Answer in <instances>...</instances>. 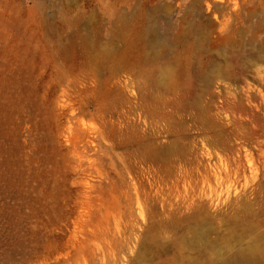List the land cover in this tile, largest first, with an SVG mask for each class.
Here are the masks:
<instances>
[{"label": "rangeland", "instance_id": "1", "mask_svg": "<svg viewBox=\"0 0 264 264\" xmlns=\"http://www.w3.org/2000/svg\"><path fill=\"white\" fill-rule=\"evenodd\" d=\"M169 40L194 58L204 46L263 47L264 0H0V264H214L185 226L157 233L159 207L141 205V217L130 197L137 181L158 187L153 165L123 143L138 124L131 96L162 77ZM124 67L137 75L127 89ZM254 78L235 102L210 87L214 130L176 119L195 193L216 217L208 241L228 255L264 248V84ZM164 132L147 129L158 142ZM226 191L250 209L228 208Z\"/></svg>", "mask_w": 264, "mask_h": 264}, {"label": "bare ground", "instance_id": "2", "mask_svg": "<svg viewBox=\"0 0 264 264\" xmlns=\"http://www.w3.org/2000/svg\"><path fill=\"white\" fill-rule=\"evenodd\" d=\"M177 44L176 41H168L166 46L168 62L161 74L162 80L150 74L146 77L142 88L131 96V111L135 113L138 124L134 125V120L128 124L130 129L123 144L128 147L132 155L142 156L141 159L153 165L152 174L157 179L158 187L147 191L145 186L137 181L132 186L130 197L139 209L140 216L141 205L148 206L151 209L148 210L150 214L154 205L159 207L160 212L154 213V216L150 215L152 218H159L157 233L176 235L178 227L185 226L186 234H191L195 240H199L205 246L207 257L214 264L239 262L264 264L262 246L253 244L250 248H238L228 255L208 241L209 234L214 230L211 220L216 217L209 219L203 208L204 202L200 199L201 196L195 193V179L192 172L186 170V165L189 163V143L179 133V129H183V121L176 120L180 115L187 116L198 134L214 130L217 126L206 102V97L211 95L210 87L216 85L215 92L221 90L235 102L237 88L246 84V77L254 76V79L264 84V46L259 47V45V48L256 47L247 53L244 52V45L243 51L235 50L231 46L224 49L199 46L200 55L194 58L189 57L183 49H178L180 43ZM121 77L119 83L123 89H127L131 81L136 80L137 75L133 69L124 67ZM157 124L166 133V136H161L160 142L158 138L147 134V129ZM168 137L173 139L167 140ZM225 193L224 199L231 210L250 209L251 202L243 193L230 194L229 191ZM124 202L128 204L126 200ZM223 246H226L225 242ZM173 258L170 264H178L175 260L177 258Z\"/></svg>", "mask_w": 264, "mask_h": 264}]
</instances>
